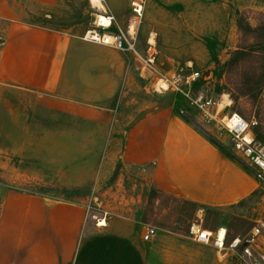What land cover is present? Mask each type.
<instances>
[{
    "label": "crops",
    "instance_id": "0c3cea01",
    "mask_svg": "<svg viewBox=\"0 0 264 264\" xmlns=\"http://www.w3.org/2000/svg\"><path fill=\"white\" fill-rule=\"evenodd\" d=\"M106 3L119 10L126 2ZM66 9L63 0H0V20L7 22L0 38V170L32 177L27 183L90 189L117 166L124 173L145 166L150 188L199 206L250 199L256 182L207 127L158 110L153 101L139 114L124 111L130 102L124 91L118 95L119 81L109 80L105 50L84 42L80 29L53 24ZM247 10L264 11V0H146L145 40L155 32L160 46H190L192 58L204 60L202 91L213 98ZM209 39L219 46L213 59L203 47ZM1 199L0 264H147L154 251L136 216L105 219L101 228L92 222L85 230L86 202L14 192ZM155 236L159 244L184 237Z\"/></svg>",
    "mask_w": 264,
    "mask_h": 264
},
{
    "label": "rangeland",
    "instance_id": "374dc122",
    "mask_svg": "<svg viewBox=\"0 0 264 264\" xmlns=\"http://www.w3.org/2000/svg\"><path fill=\"white\" fill-rule=\"evenodd\" d=\"M104 1L106 3V0ZM125 2L124 7L122 6L119 9L120 11L112 6V12L106 3L107 9L113 15L120 28L126 27L131 14L129 8L130 0H125ZM63 4L67 6L66 10H68V13H62L61 15L64 18L57 19L53 24L59 26V22L61 23V21H63L65 25L74 26L75 28L80 29L83 37L85 32L94 26V17L88 5L84 0H63ZM260 13H264V11H261ZM247 16L249 18L248 23L250 26L255 27L257 22L255 20L258 19L257 15L249 14ZM6 25L7 22L0 20V38H3ZM141 25L137 31L136 49L141 55H144L147 51L146 41L148 39L145 40L147 37V28L143 20ZM61 29V31L65 30L63 28ZM154 33H150L149 35L151 36H148L152 37L154 48L157 51L155 66L151 70L140 67L137 58L131 53L118 52L107 47L99 46L105 50L106 58L108 59V69L112 71V74L116 76V69L121 71V77L113 76L109 77V80L114 83L119 81L118 95L120 96V93L124 91L125 98H128L127 100L130 102L129 108L124 107V111H132L133 114H135V112L136 114H139L140 110H143V107H145L148 102L152 101L156 102L158 110H170L182 118L183 116L180 112L183 111L187 114V116L184 117L191 121H198L199 125L207 127L210 130V134L213 135H210L209 137L213 138L215 140L214 142H217V144L221 146V150L233 161L240 164L227 151H224V147L228 148L229 146L225 133L219 132L213 125L204 124L198 117L197 111L181 96L172 92L158 93L155 91L154 87L162 76L170 77L173 74L178 73L180 70H183L185 75L195 71L199 72L201 77L191 84L190 89L192 93L201 92L207 74L204 72V68H202L204 67L203 58L193 59L192 56L194 55V52L189 53L188 51L190 46L173 43L166 46H160L157 43L156 35H154ZM178 40L181 43L184 41L180 38ZM239 41L240 37H238V42ZM209 42V44L203 47L209 53V58L213 59L218 52L219 46L213 44L211 39H209ZM163 55L168 57L167 59L169 60L165 59ZM188 57L193 61L191 65L185 62L188 60ZM221 95L227 94L220 93L219 90L217 91L214 89V99ZM262 97L264 98V87ZM231 108L242 114L243 118L247 121L252 119H255L256 121L264 120V102L262 106L256 105L255 107H252L248 101L241 99L236 104L232 101ZM155 138L159 139L158 136H155ZM97 151L98 148L95 152ZM145 168V166H139L127 173L120 172L119 170L118 176L114 180L109 181L105 187H102L104 182H106L103 181L97 187L90 188L89 193H86L85 196L78 199L68 200H65L66 198L62 195L61 189L59 188L44 186L42 184H37L36 182L27 183V181L30 180L29 178L32 177H21L13 174L9 175L7 172L0 170V198H2L7 192H14L32 196L35 195L50 201H65L69 203H78V201H82V204L86 202L90 207V210L88 211V217L85 222V230L92 222L96 228H98L96 222L100 219H107V221L115 218L134 219L135 216L139 219L143 218L146 221L145 225L153 227L156 230V235L163 236L172 234L170 228L184 229L192 221L196 220L198 215H201L203 225L206 224L207 217L204 209L198 208L192 212L191 208L184 207L180 202H173L169 199L166 200L159 198L156 203H154L156 198L150 201V186L148 185V182L145 181L146 171H143ZM37 189H40V192L42 193L35 192ZM256 196V193L253 194L250 199L237 206L216 209L219 212L216 223L210 215L209 227L212 229L211 231H215L220 227L226 229L232 216L247 221L245 218L250 217L248 212L254 206L257 199ZM239 225L242 227L241 232L247 228V226L245 227L242 223ZM82 238H84V236H82ZM155 238L156 236L148 242L151 244L154 251H151L147 256V264H233L232 261L220 260L211 246L192 242L187 236H184L181 239L176 238L174 241L166 244H159Z\"/></svg>",
    "mask_w": 264,
    "mask_h": 264
},
{
    "label": "built area",
    "instance_id": "2783aa9c",
    "mask_svg": "<svg viewBox=\"0 0 264 264\" xmlns=\"http://www.w3.org/2000/svg\"><path fill=\"white\" fill-rule=\"evenodd\" d=\"M94 17L93 27L82 37L84 42L107 47L118 52L131 53L137 58L140 67L153 69L157 51L149 38L146 54L141 55L136 49L137 31L143 20L145 0H130V18L124 28H120L104 0H85ZM183 70L170 77H161L154 89L158 93L172 92L181 96L197 111L200 120L213 125L219 132L226 134L229 143L224 149L233 156L256 182V202L245 218L252 226L242 236L228 240L225 228L210 231L204 228L201 215L188 225L187 237L195 243L209 245L220 260L232 261L233 264H264V144L253 133L258 125L255 119L247 121L233 112L229 96L221 95L214 99L205 92H191V84L199 79V72L184 74ZM182 116H187L183 111ZM89 211L90 207L86 206ZM200 214V212H199ZM100 219L96 222L98 226ZM156 235L153 227L146 226L142 239L149 242Z\"/></svg>",
    "mask_w": 264,
    "mask_h": 264
},
{
    "label": "trees",
    "instance_id": "16d2710c",
    "mask_svg": "<svg viewBox=\"0 0 264 264\" xmlns=\"http://www.w3.org/2000/svg\"><path fill=\"white\" fill-rule=\"evenodd\" d=\"M249 14L257 15L258 19L255 20V27H251L248 23ZM237 35L240 37L236 48L230 53L229 58L225 64V78L223 84L220 86V93H226L230 100L236 104L239 100H246L250 103L252 107L262 106L264 98L262 97L263 87H264V13L253 12L247 10L241 13L237 21ZM233 112H236L232 109ZM238 113V112H236ZM241 117L242 114L238 113ZM258 114V112H257ZM258 125L253 129V133L257 140L264 144V120H258ZM119 171V166L115 169L112 177L104 184L102 187L106 186L109 181L114 180ZM37 193L40 189L35 190ZM62 195L68 199H78L89 193V189L86 188H62ZM156 198V199H155ZM158 198V199H157ZM159 198L170 200L173 202L181 203L184 207H189L193 210L201 208L205 210L206 214V224L203 225L205 229H210V215L213 217L215 223L218 218V210L211 207H204L193 204L186 200L176 198L171 195L164 194L154 188H150V198L149 200H156ZM2 199L0 198V206ZM157 205V204H156ZM139 222L146 224L143 218H138ZM244 224L245 228L241 232L239 224ZM251 223L242 220L238 217L232 216L230 222L226 227L227 239H233L238 236H242L250 227ZM188 225L184 229L180 228H170L172 233L187 236Z\"/></svg>",
    "mask_w": 264,
    "mask_h": 264
},
{
    "label": "bare ground",
    "instance_id": "6f19581e",
    "mask_svg": "<svg viewBox=\"0 0 264 264\" xmlns=\"http://www.w3.org/2000/svg\"><path fill=\"white\" fill-rule=\"evenodd\" d=\"M105 225H106L105 221H100L98 226H105Z\"/></svg>",
    "mask_w": 264,
    "mask_h": 264
}]
</instances>
